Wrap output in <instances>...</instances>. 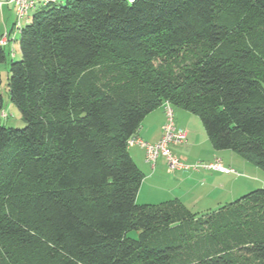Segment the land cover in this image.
<instances>
[{
    "label": "trees",
    "instance_id": "1",
    "mask_svg": "<svg viewBox=\"0 0 264 264\" xmlns=\"http://www.w3.org/2000/svg\"><path fill=\"white\" fill-rule=\"evenodd\" d=\"M53 4L10 68L27 125L0 121V264H264V189L201 216L138 204L128 147L169 103L264 170V0Z\"/></svg>",
    "mask_w": 264,
    "mask_h": 264
},
{
    "label": "rangeland",
    "instance_id": "2",
    "mask_svg": "<svg viewBox=\"0 0 264 264\" xmlns=\"http://www.w3.org/2000/svg\"><path fill=\"white\" fill-rule=\"evenodd\" d=\"M8 1L10 0H0L1 3H5L2 9L0 8V40H2V35H4L7 30L12 29L14 33L17 32L16 25H18L19 22L22 29H24L27 26V23L32 20V17L36 13V11L42 7V5L39 4L37 10L30 12L28 22H26V19L18 21L16 8L12 5H8ZM54 1L56 2V4H53V6L60 5L65 0ZM14 33L11 37H9V42L5 47L7 51L6 61L0 65V73L2 79L0 90L4 101V108L0 112V121L7 128L23 129L27 124L18 108L10 100L9 92L10 80L12 77L10 70L11 64L13 62H18L21 60V51L19 46L20 32H17L15 34ZM171 107L175 113L174 119L179 122L180 127H182L184 130H189L195 133L196 140L198 141V147H196L195 149L189 148V151L184 146L182 147L172 145V148L170 147L171 152L172 154L174 153V155L177 152H186L187 154H189V159L183 161L184 163H186L185 165L189 167L187 169L188 172L190 173V175L195 174L194 178H198L201 182H204L203 184H206L202 185L204 186L203 190L207 188L205 190L206 195L203 196L202 199L194 201L191 200L192 197H190V201H186L187 207L191 212L198 213L201 216L207 213V211H216L219 208L231 202H234L235 200L252 191L264 189L263 169L256 167L233 151H216L211 145L205 128L199 117L192 115L182 108L174 106ZM176 120H174V122ZM166 122L167 118L165 120L164 126ZM138 147L141 146L138 145ZM206 151L214 152V155H212L211 153L208 154ZM161 159L162 157H160V160L157 161L158 168L166 172L167 175L165 174L163 176V174H160L156 177V180L159 182H163V185H161V187L167 190V188H169L168 185L174 183V179L170 177L172 176L170 174L176 172L170 171L168 161L164 158L163 159L165 160V163L162 162L163 164L160 165ZM216 160H221V165L229 170H232L233 172L224 174L201 167L214 165ZM182 180H184V177L180 181ZM152 182L153 181H145L144 179L138 194V204H160L163 201L165 202L169 200L168 198H165L168 197L166 196L167 193H162L160 191L157 192L155 190H151L148 187L152 184ZM183 191H185V188H183ZM177 194H180V191H178ZM177 194L175 197H177ZM175 197L174 199H176ZM152 199H154V202H150ZM132 235L134 236V233Z\"/></svg>",
    "mask_w": 264,
    "mask_h": 264
},
{
    "label": "crops",
    "instance_id": "3",
    "mask_svg": "<svg viewBox=\"0 0 264 264\" xmlns=\"http://www.w3.org/2000/svg\"><path fill=\"white\" fill-rule=\"evenodd\" d=\"M10 31H11V29L7 30V32H10ZM173 113H174V111H173ZM173 115L175 117V113ZM166 118L167 117L165 114L164 107H160V108L154 110L144 119L137 136L139 138L143 139L144 141L148 142V143H151V144L157 143L158 141L161 140V138L164 135L163 126H164ZM174 120H176V119H174ZM176 126L179 129L184 130L182 127H180V124L178 121L176 122ZM185 131L187 132V140L183 144L177 145V146H182V147L184 146L188 150H189V148L195 149L196 147H198V141L196 140V134L193 133L192 131H189V130H185ZM129 152H130L131 157L133 158L134 162L137 164L139 169L144 174L145 181H153L152 184L149 185L148 187L151 190H155L157 192L160 191L162 193H167L166 196H168V197H165V198H168L169 200L171 198V200H172L176 196L177 192L180 191V194H177V197H175V198L180 200L181 202H183L187 207V202L190 201V199H189L190 197H192L191 200L198 201V200L202 199L203 196L206 195L205 190L207 188L203 190L204 186H202V185H206V184H203L204 182H201L198 178H194L195 174L190 175V173L188 172L187 169L178 171L176 173H171L170 175H172V176H170V177L174 179L173 180L174 183L171 185H168L169 188H167V190L164 189L163 187H161V185H163V182L157 181L156 177L160 174H163V176L165 174L167 175V173L158 168V165H157L158 162L156 163L155 167H153L151 164H148V162L146 160V152L141 147L135 146V147L129 148ZM206 152L208 154L211 153L212 155H214V152H211V151H206ZM173 155H174V153H173ZM188 155L189 154H187L186 152H177L174 156L177 157L182 163H184L183 161H186L189 159ZM164 159L162 157L160 165L165 163ZM159 160H160V158L158 159V161ZM184 164H186V163H184ZM183 177H184V180L180 181ZM187 183H190V184H187ZM185 185H186V187H185ZM183 188H185V191H183ZM137 199H138V197H137ZM153 200L154 199H152L150 202H154Z\"/></svg>",
    "mask_w": 264,
    "mask_h": 264
},
{
    "label": "built area",
    "instance_id": "4",
    "mask_svg": "<svg viewBox=\"0 0 264 264\" xmlns=\"http://www.w3.org/2000/svg\"><path fill=\"white\" fill-rule=\"evenodd\" d=\"M53 1L54 0H10L8 1V5H12L16 8L18 21L26 19V22H28L30 12L37 10L39 4L45 6ZM4 5L5 3L0 2L1 9ZM16 30L17 32H20L22 30L20 22L18 23V25H16ZM10 32H6L4 35H2L3 38L2 40H0V46L6 47V44H8L9 42V37L12 36L10 35ZM163 107L167 117V122L164 126V135L161 140L157 143L151 144L139 138L138 136H134L129 140L128 147L132 148L138 145L141 146L146 152L147 162L153 167L156 166L158 159L160 157H163L168 161L171 172L186 170L189 167L182 163L177 157L172 154L170 147L172 145L183 144L187 140V132L185 130L179 129L176 126L171 105L169 103H165ZM201 167L224 174H229L233 172L232 170L223 167L221 165V160H216L214 165Z\"/></svg>",
    "mask_w": 264,
    "mask_h": 264
},
{
    "label": "clouds",
    "instance_id": "5",
    "mask_svg": "<svg viewBox=\"0 0 264 264\" xmlns=\"http://www.w3.org/2000/svg\"><path fill=\"white\" fill-rule=\"evenodd\" d=\"M12 30V29H11Z\"/></svg>",
    "mask_w": 264,
    "mask_h": 264
}]
</instances>
